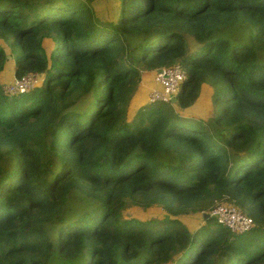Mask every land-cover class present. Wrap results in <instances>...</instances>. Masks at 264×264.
Listing matches in <instances>:
<instances>
[{
	"label": "trees",
	"instance_id": "16d2710c",
	"mask_svg": "<svg viewBox=\"0 0 264 264\" xmlns=\"http://www.w3.org/2000/svg\"><path fill=\"white\" fill-rule=\"evenodd\" d=\"M93 1L0 0L14 77L45 75L17 95L0 84V264H264V0ZM174 63L175 103L129 122L141 73ZM203 83L218 134L180 115ZM221 202L254 226L200 214Z\"/></svg>",
	"mask_w": 264,
	"mask_h": 264
},
{
	"label": "built area",
	"instance_id": "2783aa9c",
	"mask_svg": "<svg viewBox=\"0 0 264 264\" xmlns=\"http://www.w3.org/2000/svg\"><path fill=\"white\" fill-rule=\"evenodd\" d=\"M155 73L153 78L155 86L151 87L148 92L147 103L169 102L171 97L176 96L184 80L183 69L179 63H174L157 70ZM43 82V74L29 73L20 78L14 77L11 81L1 84V89L5 95H17L30 91ZM209 215L234 234H242L253 227L252 219L231 202L217 204L211 208Z\"/></svg>",
	"mask_w": 264,
	"mask_h": 264
},
{
	"label": "rangeland",
	"instance_id": "374dc122",
	"mask_svg": "<svg viewBox=\"0 0 264 264\" xmlns=\"http://www.w3.org/2000/svg\"><path fill=\"white\" fill-rule=\"evenodd\" d=\"M104 1L105 0H94L92 2V4L94 7L96 6V8H101L105 5ZM0 46H2L3 50L6 53V56H8L7 61H5L2 70H0V81H2L5 79H8V78H11L13 76L14 59L11 56L12 46L10 45V40L7 41V40L0 39ZM42 46L44 47L46 54L49 57L50 54L52 53L54 47H55L53 40L49 37L43 38ZM16 52H18V50ZM153 71H154V73H153V78H154L156 71L155 70H153ZM44 78H45V76H44ZM153 78H152L151 87L155 86V83H153ZM6 82L7 81H4V83H6ZM0 84H3V83H0ZM143 88L146 90L145 86ZM136 92L137 91L134 92L133 97L131 98V100L128 104V108H127V120L129 122L131 121V118L134 115L135 111L140 107L139 105L142 102H144V93L142 92V90L138 89V92L137 93ZM211 93L212 92L210 91V88H207L206 92H201L199 102H197V103L193 102L192 104H190V106H189L190 108L189 109L188 108L183 109L180 112V115L187 116V117L191 116V118H193L194 120L207 122L210 129L214 133L218 134L219 131L215 128L214 121L216 120V117L219 113V109H220L221 105L218 103H214V107L211 105ZM212 110H214V113H213L212 119H210L208 117V115L210 114V112ZM196 116H203V117L196 118ZM209 121H211V122H209ZM80 200H82L80 197L74 196L71 199V204L80 207V205H83V203H84ZM200 214H203V213H200ZM123 215L125 217H132L135 219L146 220L149 218H161L162 216H165V212L163 210H161L160 208L159 209L158 208H152V209H147V211L146 210L142 211V210L138 209L137 207L128 206L126 208V210L123 211ZM187 220L190 223L189 227H191L192 229L200 226L202 224L201 221L203 222V218L199 214L195 215V216H193ZM212 226H214V224H212ZM217 264H225V262H224V260L219 259L217 261Z\"/></svg>",
	"mask_w": 264,
	"mask_h": 264
},
{
	"label": "crops",
	"instance_id": "0c3cea01",
	"mask_svg": "<svg viewBox=\"0 0 264 264\" xmlns=\"http://www.w3.org/2000/svg\"><path fill=\"white\" fill-rule=\"evenodd\" d=\"M153 73H154V71H145V72H142L141 73L140 81H139V84H138V87H137L136 91L138 92V89L139 90H142V92L144 93V102H142L139 106H141V105H143V104H145L147 102V95H148V92L150 91L151 85H152ZM13 76L11 78H8V79H5V80L0 81V83H4V81H7V82L11 81L14 78ZM144 86L146 87V90L143 88ZM207 88H210V86L208 84L203 83L201 85L200 90H199L198 98L194 101V103L199 102L200 93L201 92H206ZM210 91L212 92L211 88H210ZM211 105L214 107L212 101H211ZM187 108L189 109L190 107H187ZM213 113H214V110H212L210 112V114L208 115V117L210 119H212ZM199 117H203V116H196V118H199Z\"/></svg>",
	"mask_w": 264,
	"mask_h": 264
},
{
	"label": "water",
	"instance_id": "95a60500",
	"mask_svg": "<svg viewBox=\"0 0 264 264\" xmlns=\"http://www.w3.org/2000/svg\"><path fill=\"white\" fill-rule=\"evenodd\" d=\"M175 101H176V96L171 97L170 100H169V102L171 104L175 103ZM203 216L206 217V218L209 217V215L207 213H203Z\"/></svg>",
	"mask_w": 264,
	"mask_h": 264
},
{
	"label": "clouds",
	"instance_id": "9594fccd",
	"mask_svg": "<svg viewBox=\"0 0 264 264\" xmlns=\"http://www.w3.org/2000/svg\"><path fill=\"white\" fill-rule=\"evenodd\" d=\"M44 75V74H43ZM45 76V75H44ZM44 80H45V78H44ZM245 213V212H244ZM208 215H209V213H207ZM213 218V217H212ZM215 220V219H214ZM216 221V220H215ZM217 222V221H216ZM217 224H219V223H217ZM220 225V224H219ZM222 226V225H221ZM253 226H254V223H253ZM224 227V226H223ZM226 228V227H225Z\"/></svg>",
	"mask_w": 264,
	"mask_h": 264
}]
</instances>
